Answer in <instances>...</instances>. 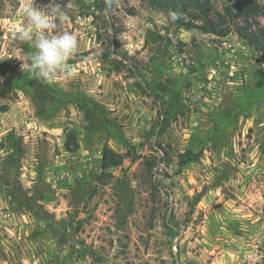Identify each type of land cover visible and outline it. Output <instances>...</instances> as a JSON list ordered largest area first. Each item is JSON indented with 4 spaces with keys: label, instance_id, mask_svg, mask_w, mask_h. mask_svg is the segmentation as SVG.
I'll list each match as a JSON object with an SVG mask.
<instances>
[{
    "label": "rangeland",
    "instance_id": "374dc122",
    "mask_svg": "<svg viewBox=\"0 0 264 264\" xmlns=\"http://www.w3.org/2000/svg\"><path fill=\"white\" fill-rule=\"evenodd\" d=\"M253 1L260 48L141 0H62L46 35L77 36L75 71L48 83L21 68L29 0H0V264H264Z\"/></svg>",
    "mask_w": 264,
    "mask_h": 264
},
{
    "label": "trees",
    "instance_id": "16d2710c",
    "mask_svg": "<svg viewBox=\"0 0 264 264\" xmlns=\"http://www.w3.org/2000/svg\"><path fill=\"white\" fill-rule=\"evenodd\" d=\"M154 10L169 11L176 16V22L186 30L198 29L205 34L225 37L233 31L255 48L262 46V36L251 28L250 19L261 13L253 0H141ZM222 1V11H214V2ZM187 16L190 19H186ZM244 19L247 27L236 24ZM200 21L201 24L196 23ZM71 150V149H69ZM123 158L109 147L103 149L102 168L120 166Z\"/></svg>",
    "mask_w": 264,
    "mask_h": 264
},
{
    "label": "clouds",
    "instance_id": "9594fccd",
    "mask_svg": "<svg viewBox=\"0 0 264 264\" xmlns=\"http://www.w3.org/2000/svg\"><path fill=\"white\" fill-rule=\"evenodd\" d=\"M66 6L62 0H48L47 4L38 6L36 0H29L24 8L27 18L26 25L18 33V38L24 42H31L35 51L28 54V63L21 65L36 78L51 83L56 80L60 69H68V73L75 71L68 61L78 48V38L74 33L56 32L49 37L47 32L58 27L57 21L65 15ZM172 19H176L175 14ZM253 259H259L253 254Z\"/></svg>",
    "mask_w": 264,
    "mask_h": 264
}]
</instances>
